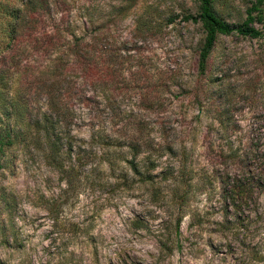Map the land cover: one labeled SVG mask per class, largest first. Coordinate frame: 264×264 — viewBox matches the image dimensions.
Instances as JSON below:
<instances>
[{
  "label": "rangeland",
  "instance_id": "obj_1",
  "mask_svg": "<svg viewBox=\"0 0 264 264\" xmlns=\"http://www.w3.org/2000/svg\"><path fill=\"white\" fill-rule=\"evenodd\" d=\"M249 1L213 4L238 24ZM37 9L27 17H42L35 35L47 47L26 44L0 69L19 60L33 77L60 67L72 170L48 166L30 141L0 155L2 264H264V42L221 35L200 74L204 34L185 19L194 0H38ZM75 39L110 52L109 82L100 64L94 81L83 76Z\"/></svg>",
  "mask_w": 264,
  "mask_h": 264
},
{
  "label": "trees",
  "instance_id": "obj_2",
  "mask_svg": "<svg viewBox=\"0 0 264 264\" xmlns=\"http://www.w3.org/2000/svg\"><path fill=\"white\" fill-rule=\"evenodd\" d=\"M37 1L0 0L1 58L15 59L20 52L19 48L25 49L26 44L34 49L39 48L40 44L44 49L47 47L46 37L35 35L42 17H27L28 11L34 12V15L37 12ZM194 1L197 4V12L195 16L189 14L185 19L199 22L204 34L197 56V69L200 74L206 73L211 53L219 36L236 33L264 42V0H250L245 10L246 16L238 24H230L220 17L214 9V0ZM48 39L50 40L51 37L49 36ZM78 41L74 42L75 47L70 48L69 53L72 54L83 76L94 81L96 69L100 64L101 76L105 83L109 82L112 73L110 52L102 53L103 58L101 54L94 51L93 43L82 44ZM257 60L264 64L262 52ZM19 62V60L14 61L12 69H0V155L8 147L17 143L27 145L30 141L36 148L43 151V158L48 166L61 172H70L72 167L69 164L65 168V158L62 156L70 152L64 150L66 143H63L59 135L60 127H63V123H66L69 118L66 111L67 101L63 99L65 90L62 87L64 80L62 71L57 65L54 70L39 71L36 76L31 77L29 72H33L34 66L21 67ZM15 75L17 80L14 79ZM40 98L43 99L46 110L38 115L39 110L35 112V108ZM228 119L226 113L220 110L213 117L218 124L217 131L221 134L225 135L227 131ZM130 142L133 148L138 144L136 139ZM67 144L70 149V142ZM213 152L219 160L225 159L228 154L223 147L213 149ZM67 158L70 159L69 156ZM2 166L0 162V168ZM132 168L135 170L134 166ZM146 175H149L147 171ZM0 264H2L1 261Z\"/></svg>",
  "mask_w": 264,
  "mask_h": 264
}]
</instances>
